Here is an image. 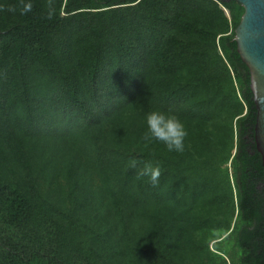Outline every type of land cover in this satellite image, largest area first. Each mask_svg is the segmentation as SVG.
<instances>
[{"label":"trees","instance_id":"trees-1","mask_svg":"<svg viewBox=\"0 0 264 264\" xmlns=\"http://www.w3.org/2000/svg\"><path fill=\"white\" fill-rule=\"evenodd\" d=\"M30 2L0 0V264H264L244 8ZM156 109L184 123L183 153L141 139Z\"/></svg>","mask_w":264,"mask_h":264},{"label":"water","instance_id":"water-1","mask_svg":"<svg viewBox=\"0 0 264 264\" xmlns=\"http://www.w3.org/2000/svg\"><path fill=\"white\" fill-rule=\"evenodd\" d=\"M244 8L235 30L237 50L251 74V89L257 108L255 140L264 165V0H234ZM226 15L230 12L224 8Z\"/></svg>","mask_w":264,"mask_h":264},{"label":"clouds","instance_id":"clouds-1","mask_svg":"<svg viewBox=\"0 0 264 264\" xmlns=\"http://www.w3.org/2000/svg\"><path fill=\"white\" fill-rule=\"evenodd\" d=\"M23 5L22 14L30 11L32 4L29 0L28 3H24V0H20ZM52 0H48V7L51 9ZM0 10H3V6H0ZM8 11H15V7H9ZM51 12H49V18ZM147 130L143 133L141 139L145 142L146 146L153 141L163 143L169 152L183 153L185 149V139L187 137V131L182 120L175 115L171 110L165 112L160 109L152 110L146 114L145 117ZM137 161L132 159L129 161V167L136 168ZM162 171L159 162L145 163L143 168L137 172V179L148 177L152 186H157L159 177Z\"/></svg>","mask_w":264,"mask_h":264}]
</instances>
